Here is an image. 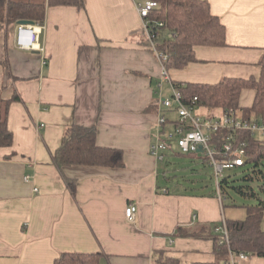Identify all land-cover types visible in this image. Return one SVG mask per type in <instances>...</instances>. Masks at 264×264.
Returning a JSON list of instances; mask_svg holds the SVG:
<instances>
[{
	"label": "crops",
	"instance_id": "obj_1",
	"mask_svg": "<svg viewBox=\"0 0 264 264\" xmlns=\"http://www.w3.org/2000/svg\"><path fill=\"white\" fill-rule=\"evenodd\" d=\"M207 1L225 25L226 45L195 46L197 61L168 70L170 80L258 76L264 0ZM17 22L0 20L1 96L19 97L7 113L12 145L0 147V264H52L62 252L99 253L98 264H160L165 257L215 263L212 240L179 237L176 229L243 219L246 210L223 207L215 182L213 189L202 182L197 190L179 183L171 188L165 174L161 178L162 161L149 152L161 67L142 42L134 1L47 6L43 54L15 46ZM165 84L170 88L164 82L163 93ZM253 97L244 89L240 106H250ZM72 124L95 127L97 144L121 149L124 166L60 171L51 155ZM66 178L76 182L74 194ZM129 204L137 208L132 219L124 213ZM244 264H264V258Z\"/></svg>",
	"mask_w": 264,
	"mask_h": 264
},
{
	"label": "trees",
	"instance_id": "obj_2",
	"mask_svg": "<svg viewBox=\"0 0 264 264\" xmlns=\"http://www.w3.org/2000/svg\"><path fill=\"white\" fill-rule=\"evenodd\" d=\"M155 1L158 6L151 12L150 19L163 23L162 26H154L156 33L154 40L158 51L166 55L163 63L167 70L183 69L190 63L196 62L194 48L197 45L213 47L226 45L225 25L218 16L210 12L207 0ZM58 5L82 9L84 0H0V20L42 23L46 7ZM142 42L146 46L149 44L146 38ZM258 66L260 68L258 76L223 77L216 83L173 81V84L180 92L183 101L197 97V104L209 111V115H221L227 112L237 114L241 118L264 121V53L258 60ZM248 88L254 91L253 102L250 106H240L241 93ZM18 99L16 94L10 99H4L0 90V147L12 145L13 135L7 126V113L10 103ZM231 135L235 137V140H232L234 145L241 141L246 143V160L241 166L226 169H242L239 178L223 172L219 180L220 200L223 207L245 208L246 215L243 219L224 220L228 241L221 233L215 231L220 222L192 230L178 227L175 235L179 237L213 241L215 263L191 264H224L229 261V251L234 254L243 252L248 257L264 258V230L261 227L264 212V136L250 131L220 130L213 135L214 143L220 147ZM51 158L60 171L65 166L110 168L124 166L121 149L98 145L95 127L76 124L70 125L65 130L62 142ZM201 159L208 164L205 156L201 155ZM65 180L74 194L76 182L68 178ZM260 194H263V198ZM235 196L248 198L254 202L238 205ZM99 257V253L62 252L52 264H98ZM160 264L179 263L175 258L165 257L160 258Z\"/></svg>",
	"mask_w": 264,
	"mask_h": 264
},
{
	"label": "built area",
	"instance_id": "obj_3",
	"mask_svg": "<svg viewBox=\"0 0 264 264\" xmlns=\"http://www.w3.org/2000/svg\"><path fill=\"white\" fill-rule=\"evenodd\" d=\"M135 9L141 18L142 29L148 41V47L155 53L160 62V76L158 83V118L156 122L155 141L150 145L149 152L158 161H163L173 144L183 153L199 152L207 158L215 176L216 195L220 198L219 180L224 170L241 166L245 160L246 143L244 141L234 145V135L229 140L222 142L218 147L213 140V135L220 130L250 131L264 136V121L241 118L237 114L223 113L221 115H202L201 107L197 104V97L183 101L180 92L170 80L168 70L164 66L166 55L158 51L155 44L154 26H162V22L150 19L151 12L157 8L155 0H133ZM44 28L42 23L18 24L15 32L14 43L19 49L44 52V46L39 42V36ZM170 84L172 100L164 97L163 83ZM165 108V109H163ZM174 109L178 118L172 120L164 113L165 110ZM204 114V113H203ZM200 149V151H198ZM29 176H24L28 181ZM36 190V189H35ZM136 205L129 204L125 208V217L132 219L136 212ZM228 241V232L224 220L215 229ZM248 255L243 252L234 254L229 251V261L224 264H241L248 260Z\"/></svg>",
	"mask_w": 264,
	"mask_h": 264
},
{
	"label": "rangeland",
	"instance_id": "obj_4",
	"mask_svg": "<svg viewBox=\"0 0 264 264\" xmlns=\"http://www.w3.org/2000/svg\"><path fill=\"white\" fill-rule=\"evenodd\" d=\"M163 94L164 97L172 100V93L167 84L164 86ZM164 113L172 120H176L178 118L177 112L174 109L170 111L165 110ZM201 114L208 115L209 111L201 109ZM201 155L202 154L199 152L183 153L176 146V144H173L172 150L169 151L165 156V159L160 162L159 169L161 178L164 179L165 174L167 178L166 183L169 184L170 187L171 185L173 187L175 183H179L182 187H192L194 189L201 190V183L204 182L208 184V189H213L215 182L213 169L210 165L202 161ZM241 170L242 169L240 168H235L232 170H224V173L231 174L235 178H239L241 176ZM207 187L205 188L207 189ZM260 196L263 198V194H260ZM234 199L238 205L254 202L251 199L240 196H235Z\"/></svg>",
	"mask_w": 264,
	"mask_h": 264
},
{
	"label": "water",
	"instance_id": "obj_5",
	"mask_svg": "<svg viewBox=\"0 0 264 264\" xmlns=\"http://www.w3.org/2000/svg\"><path fill=\"white\" fill-rule=\"evenodd\" d=\"M17 23L18 24H29V23H32V22L31 21H27V20H19ZM198 151H200V149Z\"/></svg>",
	"mask_w": 264,
	"mask_h": 264
}]
</instances>
